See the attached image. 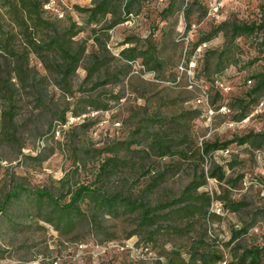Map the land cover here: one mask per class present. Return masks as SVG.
Here are the masks:
<instances>
[{
    "label": "rangeland",
    "instance_id": "rangeland-1",
    "mask_svg": "<svg viewBox=\"0 0 264 264\" xmlns=\"http://www.w3.org/2000/svg\"><path fill=\"white\" fill-rule=\"evenodd\" d=\"M190 2L180 0L182 8L163 20L161 12L167 7L168 0L148 1L138 15H133L129 21L109 32L108 50L117 59L112 71L125 72L119 85L92 91V84L85 83L87 72L82 66L74 78L71 93L62 92L55 86L54 79L48 76L47 89L43 92L45 107L38 103L41 93H22L16 116L17 139L9 142L0 138V204L18 185L31 191L45 189L61 196L63 183V187L69 188L94 182L106 156L101 152L117 142L131 141L137 129L149 118H171L186 109L200 110L201 116L189 124L193 139L199 146L204 141H231L264 130V98L245 120H238L242 109L238 100L248 94L254 84L252 76L262 71L264 65L256 39H238L240 50L236 62L207 76L202 73L203 53L223 50L225 37L220 34L208 43L201 56H197L194 77L178 71L185 60V50L187 59L193 56L200 38L214 27L227 21L260 22L264 17V0H204L207 16L203 17L204 12L195 9L190 16L189 29L185 9ZM76 6L90 8L93 1L59 0L56 13L64 12L65 17L60 19L50 10L45 15L58 22L62 29L69 26L70 20L83 28L77 39L87 43L90 54L97 50L95 30L106 28L114 19L109 16L98 25H88L87 16L78 13ZM2 13L0 11V16ZM130 37L151 39L160 52L163 68L144 73L139 69L141 60L134 64L137 68L134 65L123 68L126 63L120 60V53L132 46L126 44ZM31 65L37 67L41 77L48 75L33 56ZM250 80L252 83H249ZM216 82L223 84L224 88H218ZM218 94H221L222 100ZM100 96L106 101L114 96H121L122 99L111 101L108 111H90L88 108L89 113H82V99ZM201 97L206 100L205 104H198ZM224 108L226 110H222ZM67 109L71 110L67 114L69 125L61 130L56 117ZM210 110L214 111L213 115ZM74 111L81 112L80 116L75 117ZM3 112L4 105L0 101V115ZM141 148L133 146L132 150L136 153L128 155L130 161L122 165L128 178L123 183L131 189L139 188L157 173L166 169L177 170L168 174L161 192L165 197L180 194L189 182L187 170H191L192 163H181L178 156L162 158L153 152L146 154ZM184 148L186 145H181L179 150ZM215 164L225 167L227 179H238V185L231 189L227 184L209 179L201 191L222 194L224 189L230 188V196L234 200L250 203L247 211L240 214L223 211L219 202L213 205L212 210L220 218L215 219L212 232L226 244L232 237L233 229H240L251 222L247 212L264 208V148L258 150L253 145L235 143L207 158L202 168L212 170ZM148 170H153V173L149 174ZM117 187L121 186L118 183L111 185L112 189ZM32 200L22 199L0 212V264H157L159 261L166 264L171 252L178 251L186 256L188 251L189 241L174 239L170 232L159 233L154 241L149 242L138 227L137 217L126 212L106 214L99 228L92 227L91 209L86 205L82 208L87 218L70 231H59L43 219V212L31 203ZM263 242L264 218H260L239 243L250 248ZM223 250L228 254L230 264L232 250L226 245Z\"/></svg>",
    "mask_w": 264,
    "mask_h": 264
},
{
    "label": "trees",
    "instance_id": "trees-1",
    "mask_svg": "<svg viewBox=\"0 0 264 264\" xmlns=\"http://www.w3.org/2000/svg\"><path fill=\"white\" fill-rule=\"evenodd\" d=\"M92 1L93 6L90 8H75L78 13L87 16L88 25H98L109 16L114 20L106 28L95 30L97 50L88 54L87 43L77 39L83 28L70 20L69 26L62 29L58 22L45 15L47 12L44 7L49 0H0V11L3 12L0 16V101L4 105V112L0 115L1 139L9 142L17 139L16 116L23 92L41 93L38 103L45 107L43 92L47 89L48 76L54 79L55 86L64 93L72 92L74 78L82 66L87 72L85 83L92 84V91L121 83L125 72L112 71V65L117 59L108 50L111 39L109 32L129 21L133 15H138L143 5L151 0ZM168 2L161 12L163 20L169 19L182 8L180 0ZM203 2L204 0H191L187 4V28L190 29V16L195 9L203 11V17L207 16L208 10ZM220 34L225 37L224 48L221 51L208 50L203 53V74L211 76L234 64L240 50L237 40L242 37L256 39L264 62V17L260 22L253 23L224 22L203 35L195 49L210 43ZM126 44L132 46L120 53V60L126 63L123 68H131L138 60H141V64L149 72L163 68L164 62L160 52L151 39L130 37ZM32 56L42 64L48 75L40 76L37 67L31 65ZM252 81L254 84L248 94L238 100L242 107L239 121L245 120L249 112L259 106L264 98V65L262 71L252 76ZM218 97L222 100L221 94H218ZM121 99V96H114L110 101L102 99L101 96L96 99H82L81 111L84 114L89 113L88 108L90 111H108L111 109V101L118 102ZM70 111L67 109L56 117L61 130L68 124L67 114ZM201 113L198 109H186L171 118H149L137 129L138 132L132 136L131 141L117 142L101 152L106 156L99 166L94 182L69 188L63 187V183L61 196L45 189L31 191L18 185L5 196L0 204V212L3 213L17 201L33 198L31 203L41 209L43 219L57 230L66 232L76 228L83 218L88 217L82 208L83 205L91 209L90 224L96 228H99L104 215L122 211L137 217L138 227L145 233L149 242L154 241L162 232H170L174 239L189 241L186 256L178 251L171 252L167 256L166 264H221L227 254L223 250L225 245L232 250L230 264H264V242L250 248L239 243L240 239L258 224V219L264 218V208L256 209L252 213L247 212L251 222L240 229H233L230 241L223 244L212 232L215 219L220 218L212 210L213 205L219 202L223 211L240 214L247 211L250 203L234 200L230 196V188L224 189L222 194L201 191L209 179L227 184L231 189L235 188L239 180L227 179L225 167L215 164L212 170L208 171L202 167L207 158L218 151L227 150L235 143L241 146L253 145L258 150L264 148V130L231 141H204L199 146L193 139L189 124L198 119ZM80 114L81 112H73L75 117ZM135 145L144 147L146 154L153 152L162 158L178 156L179 162L192 163L191 170H187L190 174L189 182L180 194L165 197L161 192L168 174L177 170L166 169L157 173L145 186L139 188L131 189L123 183L128 178L125 176L127 170H122V165L130 161L128 155L136 153L132 150ZM181 145H186V148L179 150ZM148 172L152 174L153 170ZM114 183L121 187L112 189L111 185Z\"/></svg>",
    "mask_w": 264,
    "mask_h": 264
},
{
    "label": "built area",
    "instance_id": "built-area-1",
    "mask_svg": "<svg viewBox=\"0 0 264 264\" xmlns=\"http://www.w3.org/2000/svg\"><path fill=\"white\" fill-rule=\"evenodd\" d=\"M58 1L59 0H49V2L45 5L44 10L45 11L50 10V11H52V14L56 13L57 12L56 5L58 4ZM216 11H218V8L216 9ZM55 15H57V17H59L60 19H63L65 17V13L64 12H58ZM207 48H208V43L202 44L201 46H198L195 49L193 56L191 58H188V59H187V49H186L185 53H184L185 60L178 67L179 73L180 74L189 73V74H192L193 77H194V71H195V69L197 67V64H196L197 56H201L203 51L206 50ZM134 64L135 63H133L132 66ZM135 68H137V66H135ZM139 69H140V71H142L144 73L146 72V69H145V67L142 64L139 66ZM216 83H217V87L218 88H224L223 84H221L220 82H216ZM249 83H252V82H249ZM205 102H206V100L204 99V97H201V98L198 99V104H200V105L201 104H205ZM222 110H226V108H224ZM210 113H211V115H213L214 111L210 110ZM68 125H69V123L65 127H67ZM228 263H229L228 254H225L224 261L221 264H228Z\"/></svg>",
    "mask_w": 264,
    "mask_h": 264
}]
</instances>
